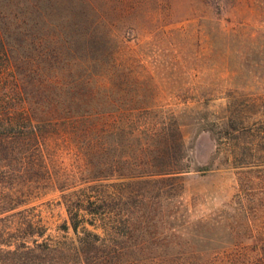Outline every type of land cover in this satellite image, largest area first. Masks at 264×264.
<instances>
[{"label": "trees", "instance_id": "obj_1", "mask_svg": "<svg viewBox=\"0 0 264 264\" xmlns=\"http://www.w3.org/2000/svg\"><path fill=\"white\" fill-rule=\"evenodd\" d=\"M139 1L37 0L18 42L0 33V264H264L181 242L179 125L151 99L136 104L138 65L116 32L138 29ZM48 192L66 214L60 235L31 204Z\"/></svg>", "mask_w": 264, "mask_h": 264}, {"label": "rangeland", "instance_id": "obj_2", "mask_svg": "<svg viewBox=\"0 0 264 264\" xmlns=\"http://www.w3.org/2000/svg\"><path fill=\"white\" fill-rule=\"evenodd\" d=\"M36 1L0 0V33L10 42L21 38L20 19L34 14ZM133 12L138 29L116 30L138 65L131 75L141 82L130 95L172 111L182 135L188 224L181 242L244 258L264 254V0H140ZM235 155L241 163L233 164ZM57 195L31 203L50 235L62 234L66 218ZM219 212L222 223L197 225ZM66 234L74 237L70 228Z\"/></svg>", "mask_w": 264, "mask_h": 264}]
</instances>
